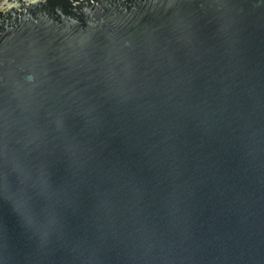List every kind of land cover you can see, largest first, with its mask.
Segmentation results:
<instances>
[{
	"label": "water",
	"instance_id": "water-1",
	"mask_svg": "<svg viewBox=\"0 0 264 264\" xmlns=\"http://www.w3.org/2000/svg\"><path fill=\"white\" fill-rule=\"evenodd\" d=\"M0 264H264V0H0Z\"/></svg>",
	"mask_w": 264,
	"mask_h": 264
}]
</instances>
